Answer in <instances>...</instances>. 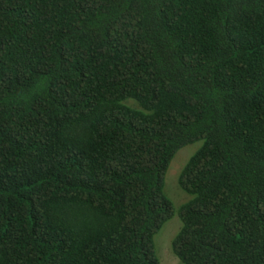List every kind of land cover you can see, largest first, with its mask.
<instances>
[{"label":"trees","instance_id":"obj_1","mask_svg":"<svg viewBox=\"0 0 264 264\" xmlns=\"http://www.w3.org/2000/svg\"><path fill=\"white\" fill-rule=\"evenodd\" d=\"M264 264V0H0V264Z\"/></svg>","mask_w":264,"mask_h":264},{"label":"rangeland","instance_id":"obj_2","mask_svg":"<svg viewBox=\"0 0 264 264\" xmlns=\"http://www.w3.org/2000/svg\"><path fill=\"white\" fill-rule=\"evenodd\" d=\"M202 143L203 141H197L179 150L166 173L164 191L172 202L174 214L154 236L155 251L160 264H183L173 252V241L183 225L180 208L190 196L180 187L178 181L183 167Z\"/></svg>","mask_w":264,"mask_h":264}]
</instances>
